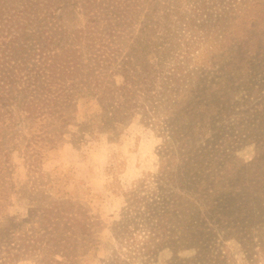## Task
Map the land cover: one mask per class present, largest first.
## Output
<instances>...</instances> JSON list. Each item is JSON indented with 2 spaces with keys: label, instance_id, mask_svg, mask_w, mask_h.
<instances>
[{
  "label": "trees",
  "instance_id": "trees-1",
  "mask_svg": "<svg viewBox=\"0 0 264 264\" xmlns=\"http://www.w3.org/2000/svg\"><path fill=\"white\" fill-rule=\"evenodd\" d=\"M160 2L0 0V181L13 151L36 164L59 143L74 86L93 84L102 113L80 130L113 139L139 109L162 138L107 264H159L166 248L196 249L168 264H264V0ZM54 179L0 221V264H80L95 246L97 216Z\"/></svg>",
  "mask_w": 264,
  "mask_h": 264
},
{
  "label": "rangeland",
  "instance_id": "rangeland-1",
  "mask_svg": "<svg viewBox=\"0 0 264 264\" xmlns=\"http://www.w3.org/2000/svg\"><path fill=\"white\" fill-rule=\"evenodd\" d=\"M163 1L166 0L155 3L158 14L163 13ZM153 14L157 17V12ZM138 27L136 25L130 35L138 34ZM147 57L150 63L156 60L153 53L147 54ZM115 79L117 83L121 80L119 75ZM76 87L81 92L76 90L75 96L65 103L62 110L67 121L63 122L66 129L59 143L43 150V157L36 164L30 163L24 151H13L0 181L1 188L6 187L0 221L8 215L24 217L31 207L34 185L55 178L54 181H62L64 189L73 193L98 219L96 244L87 251L80 264H107L119 247L113 227L123 214L125 193L135 183L158 171L157 147L162 138L142 120L139 109L113 139L100 131H94L92 135L83 132L81 126L86 129L85 123L100 119L101 92L97 88L92 91L93 84L91 88L82 84L74 86V89ZM238 155L251 160L255 155L254 145L245 146L238 151ZM227 244L232 252H238L236 241L230 240ZM194 255V248L179 251L166 248L159 254L158 263L168 264L177 256L189 258ZM11 264L37 263L26 257Z\"/></svg>",
  "mask_w": 264,
  "mask_h": 264
}]
</instances>
